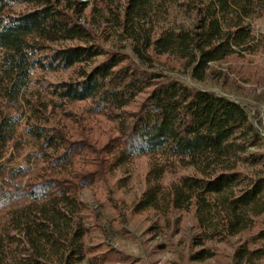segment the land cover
<instances>
[{
	"label": "trees",
	"instance_id": "obj_1",
	"mask_svg": "<svg viewBox=\"0 0 264 264\" xmlns=\"http://www.w3.org/2000/svg\"><path fill=\"white\" fill-rule=\"evenodd\" d=\"M92 1L89 16L81 0H0V160L26 138L39 163L0 181V264L115 260L85 244L100 228L84 226L79 193L139 158L151 164L132 212L191 215L186 264H264V145L248 113L154 70L165 58L203 83L212 65L258 54L264 0ZM178 16L192 24L170 25ZM89 20L129 51L105 48ZM35 71L70 76L43 87Z\"/></svg>",
	"mask_w": 264,
	"mask_h": 264
},
{
	"label": "rangeland",
	"instance_id": "obj_2",
	"mask_svg": "<svg viewBox=\"0 0 264 264\" xmlns=\"http://www.w3.org/2000/svg\"><path fill=\"white\" fill-rule=\"evenodd\" d=\"M81 1L88 5L87 13L90 16L93 1ZM170 19V25L192 24L190 19H183L180 16L176 18L175 23L172 22V17ZM87 23L101 35L105 48L125 47V50L129 51V42L115 34L111 25L101 21L98 29L96 22L89 20ZM250 25L257 38L264 37V17L250 21ZM211 67L214 73L203 83L192 81L188 72L184 71L179 63L165 58L155 62L154 70L163 71L187 85L227 96L239 103L248 113L264 145V50L244 59L229 58ZM217 73H220V78ZM69 76L68 71L34 73V78H37L43 87L65 81ZM69 111L76 115H84L85 105L73 104ZM105 139L98 137V144L102 145ZM35 153L36 148L26 138L21 141V146L17 148L10 146L4 158L0 160V165L4 168V172L0 174V181H3L14 168L23 166L30 157L29 167L36 170L39 163L30 156ZM150 164L148 158L136 159L126 172L114 171L106 174L91 187L80 190V201L88 209L81 214L84 226L95 224L100 228V231L95 230L90 234L85 244L103 243L106 248L114 249L117 257L108 264H186L187 244L194 233L191 215L177 213L164 218L151 211L141 214L132 212L134 203L146 189V176ZM190 172V169H185L179 175ZM170 178L166 176L165 181Z\"/></svg>",
	"mask_w": 264,
	"mask_h": 264
}]
</instances>
